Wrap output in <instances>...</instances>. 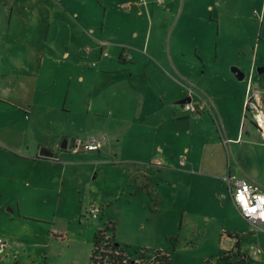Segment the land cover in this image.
Here are the masks:
<instances>
[{
  "label": "crops",
  "instance_id": "obj_1",
  "mask_svg": "<svg viewBox=\"0 0 264 264\" xmlns=\"http://www.w3.org/2000/svg\"><path fill=\"white\" fill-rule=\"evenodd\" d=\"M122 1L119 7L105 6L108 21L103 24L90 23L88 11L80 9L75 15L86 28L75 24L66 12L67 21L59 25L69 34L68 38L62 36L65 48L52 61L61 69L64 66L67 88L65 98L60 100L64 99L65 108L74 85L79 100L72 98L70 103L84 100L82 120L92 123L90 134L76 136L47 116V111L57 109L58 101L38 105V116L33 119L34 98L22 87L20 93L12 95L9 91L0 97V103L22 110L25 116L24 127L20 128V123L14 127L6 118L7 109L0 107V132L12 138L10 144L2 143L22 160L20 181L30 183L34 193L50 187L62 194L69 166L88 167L98 176L112 166L110 160L129 176L121 192L130 197L155 193L158 202L176 201L178 191L186 190L191 198L207 191L210 200L219 201L217 193L223 190L224 202L237 224L229 226L226 218L214 230L231 233L226 250L243 263L244 235L255 230L237 210L226 177L234 174L247 178L264 189V178L253 166L254 148L264 150V130H250L251 138L244 139L246 92H239L229 76L226 56L218 48L211 52L210 39L196 37L200 25L190 28L188 24H176L168 29L161 19L166 9L151 6L153 0ZM124 4L130 7L125 9ZM3 26L1 23L0 29ZM168 30L171 39L174 34L177 37L175 53L169 45L170 56L164 47ZM191 33L195 37L190 61L186 44ZM3 38L0 34L1 47ZM40 53L42 67L45 54ZM188 88L194 91V103L200 99L207 103L205 111L190 114L185 110ZM52 91L48 89V93ZM261 97L264 100V94ZM91 137L105 138L101 150L75 151L78 143H88ZM64 140L66 148H62ZM42 148L51 151L53 157L41 156ZM127 245L132 246V242Z\"/></svg>",
  "mask_w": 264,
  "mask_h": 264
},
{
  "label": "rangeland",
  "instance_id": "obj_2",
  "mask_svg": "<svg viewBox=\"0 0 264 264\" xmlns=\"http://www.w3.org/2000/svg\"><path fill=\"white\" fill-rule=\"evenodd\" d=\"M147 1L152 3V0ZM122 2L0 0V24H4L0 34L5 43L4 47L0 46V75L4 74L0 78V97L7 96L9 91L12 95L20 93L22 87H26L25 92L33 96L35 102L33 119L38 116V105L58 101L57 109L47 111V116L76 136L89 135L92 123L82 120L84 100H80V103L75 101L73 105L70 103L72 98L79 100L75 86L65 108L64 99L60 100L61 97L65 98L67 88L63 77L64 66L61 69L58 63L52 61L65 48L62 36L67 32L59 25L67 21L66 12L75 24L86 28L75 15L80 9L88 11L90 23L103 24L108 21L105 6L119 7ZM153 2L151 6L166 9L161 19L168 29L176 24H188L190 28L191 25H200L202 29L196 37L210 39L211 52L215 53L218 48L220 54L226 56L229 76L239 92H246L242 113V117L246 116V119L243 118L244 139L251 138L250 130L255 133L260 131L258 128L263 129L257 112L246 110V103L249 96L264 94V0ZM153 21L156 23L155 17ZM169 32L166 33L164 45L167 56L171 53L170 44L174 52L177 39L176 34L171 39ZM194 37L191 33L186 44L190 61L194 56ZM77 47L75 45L74 48ZM41 51L45 54L42 67ZM192 65L195 63L191 62ZM48 89H52V93H48ZM0 107L7 109L9 124L15 127L20 123L19 127H24L22 110L20 112L3 103H0ZM11 140L10 134L0 132V238L11 244L7 253L0 256V264H90L94 234L109 222L114 224L116 242L127 245L129 241L133 248H146L150 253L161 251L168 254L169 264L264 262V224L260 230L244 235L243 263L239 262L236 254L226 250L231 233L214 230L215 225H223L226 218L229 226L237 224L231 208L224 202L223 190L217 193L219 201L210 200L207 191L191 198L186 190L178 191L176 201L158 202L155 193L130 197L121 192L129 176L122 166L115 167L110 160L112 166L104 174L98 172V176H95L96 170L90 172L88 167L69 166L68 182L62 194L50 187L34 193L30 183L26 184L25 179L20 181L22 160L2 143L10 144ZM254 155L256 161L253 166L264 178V150L255 147ZM225 192L229 194L228 190ZM92 203L100 209L97 218L88 215ZM251 246L262 249L263 253L258 259L251 257Z\"/></svg>",
  "mask_w": 264,
  "mask_h": 264
},
{
  "label": "built area",
  "instance_id": "obj_3",
  "mask_svg": "<svg viewBox=\"0 0 264 264\" xmlns=\"http://www.w3.org/2000/svg\"><path fill=\"white\" fill-rule=\"evenodd\" d=\"M155 1L159 4L162 2V0ZM129 7V4L123 5L125 9ZM188 94L189 100H186L183 104L185 110L197 114L208 108L207 103L202 99L197 103L192 101V94H194V91L191 88H188ZM247 109L256 111L257 115L264 113V102L259 93H255L253 97H248L246 103V110ZM104 142V137H91L88 143H78L75 151H99L102 149ZM226 181L230 186L231 198L241 216L251 224L253 230H260L261 226L264 224V189L249 179L239 178L234 174H229L226 177ZM87 212L90 217L97 218L100 209L95 204H92ZM10 248L11 244L6 239L0 238V256L7 253ZM250 250L251 257L256 259L263 253L262 249L256 246H251Z\"/></svg>",
  "mask_w": 264,
  "mask_h": 264
},
{
  "label": "trees",
  "instance_id": "obj_4",
  "mask_svg": "<svg viewBox=\"0 0 264 264\" xmlns=\"http://www.w3.org/2000/svg\"><path fill=\"white\" fill-rule=\"evenodd\" d=\"M113 223L105 224L94 234V248L90 264H169L168 254L161 251L150 253L146 248H133L115 241ZM104 245L101 247V244Z\"/></svg>",
  "mask_w": 264,
  "mask_h": 264
},
{
  "label": "water",
  "instance_id": "obj_5",
  "mask_svg": "<svg viewBox=\"0 0 264 264\" xmlns=\"http://www.w3.org/2000/svg\"><path fill=\"white\" fill-rule=\"evenodd\" d=\"M185 101L186 100H184V102ZM66 147H67V140H64L63 143H62V148H66ZM40 155L44 156V157H53V153L51 151H48L47 149H44V148H42L40 150Z\"/></svg>",
  "mask_w": 264,
  "mask_h": 264
},
{
  "label": "bare ground",
  "instance_id": "obj_6",
  "mask_svg": "<svg viewBox=\"0 0 264 264\" xmlns=\"http://www.w3.org/2000/svg\"><path fill=\"white\" fill-rule=\"evenodd\" d=\"M258 121L261 123L263 130H264V113L258 115Z\"/></svg>",
  "mask_w": 264,
  "mask_h": 264
}]
</instances>
